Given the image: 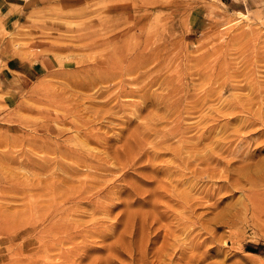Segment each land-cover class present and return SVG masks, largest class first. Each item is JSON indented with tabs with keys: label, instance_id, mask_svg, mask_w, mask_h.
<instances>
[{
	"label": "rangeland",
	"instance_id": "obj_1",
	"mask_svg": "<svg viewBox=\"0 0 264 264\" xmlns=\"http://www.w3.org/2000/svg\"><path fill=\"white\" fill-rule=\"evenodd\" d=\"M0 264H264V0H0Z\"/></svg>",
	"mask_w": 264,
	"mask_h": 264
},
{
	"label": "bare ground",
	"instance_id": "obj_2",
	"mask_svg": "<svg viewBox=\"0 0 264 264\" xmlns=\"http://www.w3.org/2000/svg\"><path fill=\"white\" fill-rule=\"evenodd\" d=\"M248 122V121H247ZM250 122V121H249ZM250 123H252V122H250ZM247 126V125H246ZM248 127V126H247ZM260 129V128H259ZM238 131V130H237ZM260 131V130H259ZM256 132H258V131H256ZM255 132V133H256ZM246 135V134H245ZM241 138V137H240ZM247 138V137H246ZM261 140V139H260ZM250 141V140H249ZM258 144V143H257ZM263 144V143H262ZM259 148V147H258ZM257 150H259V149H257ZM243 161V160H242ZM247 162V161H246ZM263 162V161H262ZM261 163V162H260ZM260 163H258L255 167L256 168H254L255 170H257V169H259V164ZM263 164V163H262ZM248 169H249V166H246ZM246 167H244V168H241V170H242V172H246ZM247 169V170H248ZM250 170H248L247 172H249ZM254 172H256V171H254ZM252 174V173H251ZM247 175V174H246Z\"/></svg>",
	"mask_w": 264,
	"mask_h": 264
},
{
	"label": "trees",
	"instance_id": "obj_3",
	"mask_svg": "<svg viewBox=\"0 0 264 264\" xmlns=\"http://www.w3.org/2000/svg\"><path fill=\"white\" fill-rule=\"evenodd\" d=\"M247 249L250 251H255V249H253L252 247H247Z\"/></svg>",
	"mask_w": 264,
	"mask_h": 264
}]
</instances>
